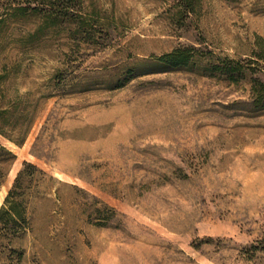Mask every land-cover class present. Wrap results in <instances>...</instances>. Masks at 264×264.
I'll list each match as a JSON object with an SVG mask.
<instances>
[{
  "label": "rangeland",
  "instance_id": "rangeland-1",
  "mask_svg": "<svg viewBox=\"0 0 264 264\" xmlns=\"http://www.w3.org/2000/svg\"><path fill=\"white\" fill-rule=\"evenodd\" d=\"M70 2L0 0V264H264V0Z\"/></svg>",
  "mask_w": 264,
  "mask_h": 264
},
{
  "label": "trees",
  "instance_id": "trees-1",
  "mask_svg": "<svg viewBox=\"0 0 264 264\" xmlns=\"http://www.w3.org/2000/svg\"><path fill=\"white\" fill-rule=\"evenodd\" d=\"M30 1V0H28ZM63 2L64 5L70 6V0H56ZM253 56L257 59H248L249 62L259 65L258 60H264V46L260 50H254ZM165 57H171L174 63H181L183 56L180 49L166 54ZM236 65L228 69V71H239L242 73V67L239 61H235ZM253 72L251 76L252 92L253 99L252 103L257 108H264V76L258 77L254 76L257 72L256 68H252ZM17 144H20L21 141L15 140ZM13 158V154L10 151L6 150L4 146L0 145V184L2 183L7 169L3 167V163L9 161ZM37 174L41 177L37 178ZM46 173L39 168L36 164L28 161H23L22 166L17 171L11 187L8 189L3 202L0 206V230L12 233L13 235L24 231L27 227V216H26V207L28 198L37 188L41 185V182L45 181L44 176ZM247 251L248 257L251 259L253 253L258 250L264 251V238H261L258 241V244H251L248 246ZM251 253V254H250Z\"/></svg>",
  "mask_w": 264,
  "mask_h": 264
}]
</instances>
